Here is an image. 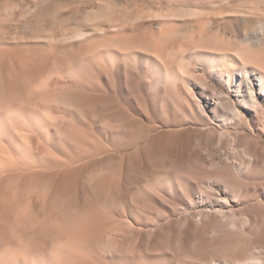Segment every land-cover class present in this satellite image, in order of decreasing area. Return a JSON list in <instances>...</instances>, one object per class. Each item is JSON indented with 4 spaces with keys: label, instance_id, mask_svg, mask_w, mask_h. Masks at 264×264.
Wrapping results in <instances>:
<instances>
[{
    "label": "bare ground",
    "instance_id": "6f19581e",
    "mask_svg": "<svg viewBox=\"0 0 264 264\" xmlns=\"http://www.w3.org/2000/svg\"><path fill=\"white\" fill-rule=\"evenodd\" d=\"M203 30L192 49L207 73L226 88L205 86L189 99L191 113L205 122L210 138L194 141L186 130L160 133L143 149L144 171L137 159L126 157L88 171L79 167L77 174L68 166L54 176L28 172L27 166L39 159L32 155L26 137L35 132L49 149L75 155V145L88 139L80 130L53 128L47 106L55 102L74 113L104 104L76 90L49 91L41 79L36 84L53 67L87 90L94 85L90 73L101 63L120 67L135 45H141L148 55L137 53V57L153 67L158 91L165 88L162 83L169 89L187 65L175 69L174 55H167L161 42L164 29L134 39H78L46 57L41 48H15L3 56L0 51V151L2 142L10 150L8 156L0 152V170L8 161L10 168L0 177V264H264V154L235 158L223 151L227 142L221 139L227 135V125L247 116L256 118L260 125L256 130L264 135V24L256 23L254 29L246 28L230 39ZM231 49L234 66L226 67L223 59ZM94 50L100 51V64V59L98 63L86 59L80 70L74 69L78 59ZM121 115L118 111L109 119ZM172 133L180 136L175 162L168 159ZM12 160L25 170L12 169ZM137 180L142 182L140 190L128 198L125 185L133 187ZM33 194L40 199L37 212L27 202ZM125 198L130 221L123 222V229L107 223L104 210ZM104 232L122 236L102 252L99 239ZM21 241L25 248L14 253Z\"/></svg>",
    "mask_w": 264,
    "mask_h": 264
},
{
    "label": "rangeland",
    "instance_id": "374dc122",
    "mask_svg": "<svg viewBox=\"0 0 264 264\" xmlns=\"http://www.w3.org/2000/svg\"><path fill=\"white\" fill-rule=\"evenodd\" d=\"M245 21L250 24L244 25ZM256 23L264 24V0H0L2 56L21 47L31 50L45 49L43 57H46L79 40L142 38L147 31L156 33L159 29H164L165 34L161 42L166 45L167 55H174L175 69L181 64L187 65L180 79L175 80L169 89L166 83H162L165 88L160 91L159 85L157 86L152 78L151 64L137 57V53H147L141 49V45H135L136 48L130 52V57L123 58L119 63L120 67L113 69L100 64L99 50L84 56L85 59L83 57L78 59L74 66L76 70L81 69L82 61L84 65L87 60L93 59L92 62L98 63L100 59L98 64L101 67L90 73L89 81L94 82V85L87 90L78 86L67 73H61L56 67L53 68L57 70L51 68L41 76L42 78H38L36 84L41 82L49 91L76 90L89 100L103 101L104 104L90 108L81 107L74 113L55 102L49 104L48 120L53 128L61 131L69 128L77 132L80 130L79 134L82 133L88 140L86 143H78L81 147L75 145V148L78 146L75 156L70 151L55 152L52 148L49 149L35 132H31L32 134L28 132L26 143L32 155L39 160L36 164L27 166V171L44 172L54 176L68 166L76 168L77 174L79 167L88 171L126 157L137 159L138 168L144 171L147 168L141 162L143 149L151 138L160 133L167 136L168 131L186 130L194 141L209 139L210 137L205 134L207 132L205 122L191 113L193 109L190 100H193L192 95L201 94V89L205 86L215 85L223 91L226 88L219 85L213 75L207 73L204 65L197 60L192 47L203 29L207 33H217L230 39L238 36L246 28L254 29ZM77 35L82 37H75ZM112 48L120 51L116 47ZM233 52L231 49L225 53L223 63L226 67L234 66L229 56ZM111 64L114 66L115 62ZM157 100L160 102L158 107L154 105ZM180 100L182 102H179ZM11 109L15 111V107ZM11 109L10 112H13ZM224 110L229 111L228 108ZM118 111L122 112L121 118L110 120L109 115ZM218 115H221V112ZM120 126L125 127L120 129ZM259 128L256 118L248 116L240 122L227 125L224 128L227 135L221 137L227 142L223 151L240 159L242 156L249 157L250 154L261 157V154H264V135L256 130ZM209 130L213 135L212 128ZM215 133L219 135L221 132ZM169 137L173 139V147L168 159L175 162L179 157L180 136L179 133H172ZM1 146L3 150L0 152L10 155L5 142H2ZM8 162L6 164H9ZM11 163L15 171L19 168L25 170L18 162L12 160ZM6 164L4 169L0 170V177L9 173L10 168ZM260 167L259 164L257 168ZM260 180L261 178L257 181ZM137 181L139 183L136 182L133 187L125 185L127 186L125 196L128 198L140 190L142 182ZM122 182L120 187L124 186V180ZM127 199L121 200L117 205L110 204V207H106L104 214L107 223L115 222L122 228L125 226L123 222L130 221ZM27 202H30V207L31 209L34 207L35 212L40 209L38 195H31ZM131 225L133 226L132 223ZM121 236V233L112 236L109 232H104L99 239L101 251H105L111 240L120 239ZM22 242L16 245L19 246L18 251L17 247L12 249L14 253H19V250L25 248L26 243Z\"/></svg>",
    "mask_w": 264,
    "mask_h": 264
}]
</instances>
